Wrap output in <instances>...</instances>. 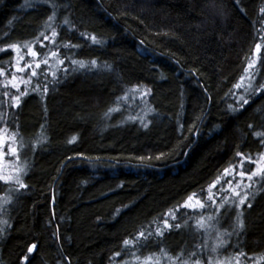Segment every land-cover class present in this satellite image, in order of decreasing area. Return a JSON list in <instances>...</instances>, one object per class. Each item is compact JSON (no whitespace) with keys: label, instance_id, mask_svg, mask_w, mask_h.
Instances as JSON below:
<instances>
[{"label":"trees","instance_id":"obj_1","mask_svg":"<svg viewBox=\"0 0 264 264\" xmlns=\"http://www.w3.org/2000/svg\"><path fill=\"white\" fill-rule=\"evenodd\" d=\"M25 42L56 55L18 104L0 84V133L24 185L0 180V264H208L217 232L220 255L264 258V183L240 208L208 199L238 152L264 153V0H0V70ZM140 87L145 117L130 103ZM193 193L201 213L183 206ZM141 231L152 235L123 243Z\"/></svg>","mask_w":264,"mask_h":264},{"label":"rangeland","instance_id":"obj_2","mask_svg":"<svg viewBox=\"0 0 264 264\" xmlns=\"http://www.w3.org/2000/svg\"><path fill=\"white\" fill-rule=\"evenodd\" d=\"M30 48L34 50L33 47H28L25 50L15 49V58H14V62L10 70L8 72H4V71L0 72L1 86L11 91L14 95L13 96L14 99L17 96H20L22 92L24 93V90L27 89L31 78L33 77L32 72L37 70L36 64L39 63L40 66L44 65L45 64L44 61H47L46 64H49L51 59H54V56L52 55V53L48 54L43 59H41L39 56H33L31 52L29 51ZM258 52L259 50H257L256 48L252 58L249 61V64L247 67L248 71L245 73L244 79L241 80V85L248 84L252 80V76H250V73L254 72L253 69L256 66V63L258 60ZM21 57H23V59H21ZM29 64L31 65V68L26 67V65H29ZM250 64L253 65L252 68H249ZM19 68H23L24 70L19 71L18 70ZM13 84H15L16 87H13ZM147 95H148V90L145 87H140L134 92L133 100L130 101L132 105L133 103H135L136 111L138 113H141L143 117H145V114L147 113V109L145 107V99ZM136 97L139 100H136L135 99ZM0 141H2L0 142V175L11 177L12 179L10 180L14 181L16 178L15 177V174H16L15 163L9 160L10 158L13 157V154H14L13 153L14 152L13 151L14 149L13 140L11 136H9L8 134L2 131L0 133ZM251 161L252 162L247 161L250 166L248 168L245 167L249 171L256 169L257 167L256 162H259L261 166H264V158H262V154L258 155L254 160H251ZM233 168H235V171H232ZM240 170H241L240 164H238L236 167H232L229 170L230 174L226 176L227 178L225 180V183L221 185L220 187H218L219 186V183H218V186L213 188L214 190L212 191H216V193L215 195H213L214 192H212L211 196L213 197L215 202L217 201L216 199H219V198H216V196L221 197V195H225V198H228V202L230 203V205L235 207L236 204H238V199L233 195V192L231 189L236 188L237 181H241V177L237 174ZM255 178L256 177L253 178V181L255 180ZM227 180H231L233 182L231 187L226 183ZM253 181L249 182L246 177L243 179L240 185V188H239V191H241V194H243L245 190L250 191L249 189L251 188L246 189L245 186L248 185L249 183H251V186H252ZM209 201L210 203H213V200L209 199ZM189 203L195 205L194 208L188 207L189 209L193 211L198 210L201 213V210L203 208L199 206V204L197 203V199H193V201ZM214 232H216L215 229H214ZM212 237H213L211 241L212 245L210 248L211 255L209 256V258H211L212 264H236L237 255L233 256V255L225 254L224 251L222 252L223 254L221 253L220 255L221 250L219 249L223 250V247H221L222 241H219L221 238L219 237L218 232L215 233ZM213 249H215V251H213ZM239 260H240V264H264V258L256 257V256H249V257L241 256L239 257ZM153 262H154L153 260L151 261L139 260V258L134 254V255H128V257H124L122 259L121 264H153ZM162 264H172V262H170V260L167 259Z\"/></svg>","mask_w":264,"mask_h":264},{"label":"snow or ice","instance_id":"obj_3","mask_svg":"<svg viewBox=\"0 0 264 264\" xmlns=\"http://www.w3.org/2000/svg\"><path fill=\"white\" fill-rule=\"evenodd\" d=\"M54 17H55V13L53 12V14L48 17V21H52L54 19ZM65 23H67V21H65ZM40 35L41 36H44V33L42 32V33H40ZM56 35H58V33L55 31V29H53L52 30V36L55 37ZM44 39L47 40V39H49V37L44 36ZM92 39H93V41L96 40V38L94 36L92 37ZM36 40L39 41V37H37ZM7 47H11V48H14V49H18L20 46L17 45V44H12V45H8ZM24 47H28L27 42H25ZM259 49H260V45L258 44L257 45V50H259ZM2 50L3 49H0V51H2ZM29 51L31 52V54L33 56H38L39 55L38 52L32 50L31 48L29 49ZM52 55L55 56L56 53H52ZM21 59H23V57H21ZM44 63L46 64L47 61H44ZM61 63H63V61H61ZM73 63H79L81 67H84L85 66L83 61H73ZM91 63L94 65L96 63V61L93 60V61H91ZM26 67L31 68V65L30 64L29 65H26ZM252 67H253V65L250 64L249 65V68H252ZM36 68H40V64L39 63L36 64ZM18 70L19 71H23L24 69L23 68H19ZM247 71L248 70L246 69V72ZM0 72H2V70H0ZM32 75L33 76L37 75V72L36 71H33L32 72ZM256 75H257V73H255V72L250 73V76H252V77H255ZM243 79H244V77H241V80H243ZM251 86L252 85L250 83L249 87H251ZM13 87H16V85L13 84ZM236 87H240V85L237 84ZM45 91H46V89H45ZM256 91L257 92H264V84L260 85L256 89ZM25 94L26 93H23V92L21 93V95H25ZM5 95H8V93H5ZM15 100L17 101V104H18L19 103V100H20V97L19 96L15 97ZM241 100H243V104H247L249 102L248 99H245L244 97H241ZM249 127H252V126L249 125ZM255 135L257 137H264V133H262V132H257V133H255ZM0 142H2V141H0ZM261 142L264 143V140H262ZM13 151H16V150L13 149ZM237 155L243 157V159L240 161V169L241 170L237 173L241 177V181H237L236 182V188H233L231 190L233 192V195L238 199V204H236V207L239 208L241 205H244L249 200V196L253 195L251 192H249L247 190H245L243 192V194H241V191H239V188H240V185H241L243 179L246 177L247 180L249 182H251V181H253V178L256 177V178H258V181L260 183H264V166H261L259 164V162H256L257 163L256 169H254L252 171H249V170H247L245 168L244 161L245 160H248L249 162H252L251 161V157L244 156V154L243 153H240V152H238ZM262 158H264V154H262ZM232 171H235V168H233ZM229 174H230L229 169L228 168L224 169L223 174L221 176H219L216 181H214L212 184L209 185V189L211 190L212 188H215L216 185H217V183L219 182V180L223 179L224 177L228 176ZM10 179H12V178L11 177H7V176L0 175V180H4L5 182H7ZM15 179H16V182L17 183H20L21 184V187L24 186L23 183L20 181L19 177H16ZM226 183L231 187V185H232L233 182L231 180H227ZM245 188L246 189L251 188V183H249L248 185H246ZM221 190H223V189H221ZM196 197H197V194L196 193H193L191 196H189L188 200L185 201V204L183 206L184 207H192V208H194L195 205L190 204L189 201H191L193 198H196ZM209 199L210 200H213V203H215V200L213 199L212 196H210ZM227 202H228V200L226 199L224 201V203H227ZM197 203L199 204V206L201 208L205 207V204L203 203V201L197 199ZM251 206H252L251 203H248V207H251ZM169 215H172V218L173 219L176 218L173 213H169ZM242 215H243V213L240 212V213L237 214V218H236L237 219V227L239 229H243L244 226H245L243 220L240 219V217ZM209 219H212V218L209 217ZM164 224H165V227H167V228H172L173 227V225L170 224L167 219L164 220ZM199 226L200 227H203L202 224L199 225ZM174 227L178 229V228L181 227V225L180 224H175ZM0 231H2V230H0ZM156 234L159 235V236H163L164 235V232H163V230H161V229L158 228ZM151 235H152L151 232H149L147 235H145V233L143 231H141L138 234V237H137L136 241H130V240L126 239L123 243L127 246L130 243H138L141 240L146 241ZM228 235H231V233H228ZM33 247H35V245H33ZM29 251H32V249L30 248ZM161 251H164V250H161ZM213 251H215V249H213ZM117 255H119V253H117ZM191 255L192 256H195L196 253H192ZM244 255H246V254L242 250L237 254V256H236V264H240L239 257L244 256ZM195 264H201V261L197 259L195 261ZM208 264H212L211 258H209Z\"/></svg>","mask_w":264,"mask_h":264}]
</instances>
